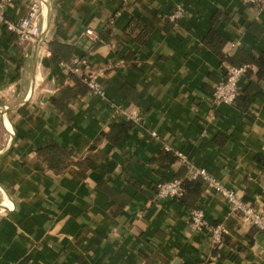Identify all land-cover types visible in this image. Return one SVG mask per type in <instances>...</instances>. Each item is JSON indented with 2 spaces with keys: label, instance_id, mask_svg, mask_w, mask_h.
<instances>
[{
  "label": "crops",
  "instance_id": "crops-1",
  "mask_svg": "<svg viewBox=\"0 0 264 264\" xmlns=\"http://www.w3.org/2000/svg\"><path fill=\"white\" fill-rule=\"evenodd\" d=\"M34 2L38 37L0 25V264H264V235L210 185L182 203L154 197L158 183L190 177L170 147L264 208V79L247 64L236 105L212 95L229 59L264 52V11L241 0H11L4 17L16 23ZM82 76L105 98L82 93ZM50 143L72 152L60 172L38 156ZM198 207L222 244L190 226Z\"/></svg>",
  "mask_w": 264,
  "mask_h": 264
},
{
  "label": "built area",
  "instance_id": "built-area-1",
  "mask_svg": "<svg viewBox=\"0 0 264 264\" xmlns=\"http://www.w3.org/2000/svg\"><path fill=\"white\" fill-rule=\"evenodd\" d=\"M244 4H251L257 6L260 10L264 11V0H241ZM11 0H0V25H4L5 28L14 33L19 39L29 41L35 37H38L41 28L38 25V18L41 13L39 4L34 2L29 8L28 14L18 22H10L4 17V9ZM185 11L182 6H178L173 12L167 15V18L177 23L178 20L184 17ZM86 34L95 40L97 36L91 29H87ZM86 64V59L83 57H75L73 63L65 65L67 71L76 73L79 66ZM250 68L249 65L245 64L242 66L234 67L231 66L227 69L226 78L223 82L216 85L213 90V100L215 103H223L233 105L235 99L239 93L240 87L239 82L246 71ZM84 82L89 88V92L97 95L101 98H105V93L99 84L96 82L94 77H88L84 79ZM111 106L119 113L123 115L127 121L140 124L142 121L141 114L139 112L127 113L126 111L119 109L118 106L111 104ZM152 136H156V133H152ZM166 151H171L178 157L181 162L185 163L190 171L191 179H200L203 183L210 185L217 193L221 194L227 201L231 211L243 216L248 220L259 232L264 235V208L257 209L255 206L248 202L238 198L234 191L227 189L224 185L215 178L206 169L197 167L190 164L188 159L181 153L165 147ZM184 188L182 180L173 179L170 181L160 182L156 186L155 190V203L159 205L164 200H176L180 199L184 195ZM190 226L195 231H203L210 229L211 232V243L216 246L222 244V230L220 227L210 228L208 221L205 217L204 210L202 208H194L189 212L187 217ZM11 264H21L19 262H12Z\"/></svg>",
  "mask_w": 264,
  "mask_h": 264
},
{
  "label": "trees",
  "instance_id": "trees-1",
  "mask_svg": "<svg viewBox=\"0 0 264 264\" xmlns=\"http://www.w3.org/2000/svg\"><path fill=\"white\" fill-rule=\"evenodd\" d=\"M213 35H214V32H212L209 35V37H213ZM207 44H209V43L207 42ZM245 56H246V58H243V57L242 58L241 57L236 58L235 57V58H232L231 60L229 59L228 62L231 63V66H234V67L242 66L244 64H251V63L255 64L258 68L259 78L264 79V52H260L256 56L251 55V54H246ZM247 72H248V70L246 71V73ZM69 74L75 75L74 72H70ZM77 78L79 80L78 84L82 88L81 92L82 93L88 92L89 88H88L87 84L84 82V79L88 78V76H82L80 78L79 77H77ZM60 94L57 96H54L51 99L53 105H55L56 107H58L60 105V100H61ZM63 95H65L66 98L74 99L77 97V91L75 89L69 90V92H67L65 90ZM240 95H241V90H239V93H238L233 105L237 104V100L240 97ZM63 109H64V107H63ZM125 131H126L125 127H119L120 135L124 134ZM120 137L121 136L118 135V139ZM167 152L170 153V151H167ZM37 153H38L39 158L43 162H45L51 170H53L55 172H60V171L64 170L65 168H67L71 164L70 158H71L72 152L64 149L63 147L59 146L56 143H50L48 146H46L42 149H39ZM174 158H175V156H174ZM92 163L93 162L91 160H88L86 167L91 166ZM81 166H84V165H81ZM81 168H84V167H81ZM180 180H182V185H183V188L185 191L184 195L180 199H178V201L180 203H182L187 198L188 193L191 190V188H194V190L195 191L197 190V192L199 191V187L202 185V181L200 179H191L190 177L180 179Z\"/></svg>",
  "mask_w": 264,
  "mask_h": 264
}]
</instances>
